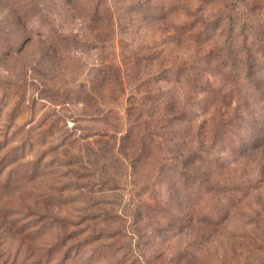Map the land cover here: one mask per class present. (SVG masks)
<instances>
[{"label":"rangeland","instance_id":"374dc122","mask_svg":"<svg viewBox=\"0 0 264 264\" xmlns=\"http://www.w3.org/2000/svg\"><path fill=\"white\" fill-rule=\"evenodd\" d=\"M0 264H264V0H0Z\"/></svg>","mask_w":264,"mask_h":264}]
</instances>
